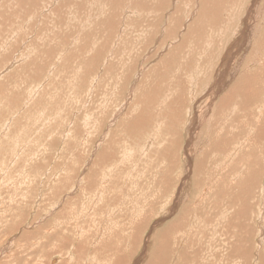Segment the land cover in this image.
I'll use <instances>...</instances> for the list:
<instances>
[{
    "label": "rangeland",
    "instance_id": "rangeland-1",
    "mask_svg": "<svg viewBox=\"0 0 264 264\" xmlns=\"http://www.w3.org/2000/svg\"><path fill=\"white\" fill-rule=\"evenodd\" d=\"M0 264H264V0H0Z\"/></svg>",
    "mask_w": 264,
    "mask_h": 264
},
{
    "label": "bare ground",
    "instance_id": "bare-ground-1",
    "mask_svg": "<svg viewBox=\"0 0 264 264\" xmlns=\"http://www.w3.org/2000/svg\"><path fill=\"white\" fill-rule=\"evenodd\" d=\"M30 1V0H29ZM35 1V0H34ZM26 3V2H25ZM36 3H38V2H36ZM2 6V5H1ZM28 7V6H27ZM56 7H58V6H56ZM119 8V7H118ZM6 10V9H5ZM34 10V9H33ZM86 10V9H85ZM123 10V9H122ZM7 11V10H6ZM12 11V10H11ZM16 13V12H15ZM46 13V12H45ZM90 14V13H89ZM250 14V13H249ZM17 15V14H16ZM33 16V15H32ZM49 16V15H48ZM103 16V15H102ZM138 16V15H137ZM250 16H251V14H250ZM253 16V15H252ZM40 17V16H39ZM52 17V16H51ZM11 18V17H10ZM56 18V17H55ZM111 18V17H110ZM6 19V18H5ZM16 19V18H15ZM129 19V18H128ZM245 19V18H244ZM39 20V19H38ZM29 21H31V20H29ZM50 22V21H49ZM81 22V21H80ZM108 22V21H107ZM59 23V22H58ZM8 24V23H7ZM11 25V24H10ZM60 25V24H59ZM12 26V25H11ZM26 26V25H25ZM48 30V29H47ZM64 31V30H63ZM53 34V33H52ZM66 34V33H65ZM21 35H23V34H21ZM29 36V35H28ZM30 37V36H29ZM36 38V37H35ZM16 39V38H15ZM19 39V38H18ZM66 39V38H65ZM72 40V39H71ZM24 41V40H23ZM118 42V41H117ZM123 42V41H122ZM129 42V41H128ZM28 43V42H27ZM120 43V42H119ZM129 44V43H128ZM17 45V44H16ZM22 45V44H21ZM142 45V44H141ZM27 46V45H26ZM30 46V45H29ZM31 46H32V44H31ZM74 46V45H73ZM28 47V46H27ZM32 48H33V46H32ZM23 49V48H22ZM63 49V48H62ZM119 49V48H118ZM18 50V49H17ZM23 52V51H22ZM31 52V51H30ZM37 52V51H36ZM120 54V53H119ZM113 55V54H112ZM230 55V54H229ZM231 56V55H230ZM43 58V57H42ZM225 58H226V56H225ZM33 59V58H32ZM44 59V58H43ZM64 60V59H63ZM231 60V59H230ZM65 61V60H64ZM115 61V60H114ZM82 62V61H81ZM83 63V62H82ZM82 65V64H81ZM224 65V64H223ZM105 66V65H104ZM229 67V66H228ZM52 68V67H51ZM211 68V67H210ZM62 69V68H61ZM112 69V68H111ZM223 69V68H222ZM63 70H64V68H63ZM94 71V70H93ZM112 71V70H111ZM203 71V70H202ZM201 75V74H200ZM36 76V75H35ZM243 76V75H242ZM219 82V81H218ZM82 84V83H81ZM80 84V85H81ZM78 85V84H77ZM79 85V86H80ZM217 86V85H216ZM215 86V87H216ZM214 87V88H215ZM127 88V87H126ZM83 90V89H82ZM60 92V91H59ZM62 92V91H61ZM6 94V93H5ZM4 95V94H3ZM88 112V111H87ZM223 113V112H222ZM221 113V114H222ZM206 121V120H205ZM96 168V167H95ZM235 248V247H234Z\"/></svg>",
    "mask_w": 264,
    "mask_h": 264
}]
</instances>
